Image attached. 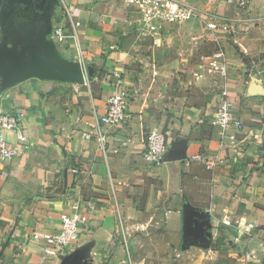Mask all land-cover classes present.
Returning a JSON list of instances; mask_svg holds the SVG:
<instances>
[{"label":"crops","instance_id":"obj_1","mask_svg":"<svg viewBox=\"0 0 264 264\" xmlns=\"http://www.w3.org/2000/svg\"><path fill=\"white\" fill-rule=\"evenodd\" d=\"M62 1L71 17L62 11L69 25L59 26L65 37L57 40L41 14L58 2L62 9ZM188 2L196 15L163 23L153 45L139 36L137 15L123 0H0V109L23 111L20 130L27 137L21 142L5 132L20 151L0 159V264H39L41 234L58 231L75 205L86 222L45 264H141L131 261L127 242L121 245L118 226L121 218L157 209L189 226L190 242L200 228H234L241 240L235 264H264V0L246 8ZM213 12L231 18L236 30L207 28ZM215 51L223 53L226 72L195 78L202 57ZM80 53L94 69L91 77L80 70ZM37 62L38 75L13 78V66ZM116 75L131 95L125 120L105 129L104 152L82 137L89 131L84 121L93 108L104 111ZM222 88L240 127L213 123ZM151 130L167 142L159 167L143 157ZM195 154L205 159H191Z\"/></svg>","mask_w":264,"mask_h":264},{"label":"built area","instance_id":"obj_2","mask_svg":"<svg viewBox=\"0 0 264 264\" xmlns=\"http://www.w3.org/2000/svg\"><path fill=\"white\" fill-rule=\"evenodd\" d=\"M131 7L132 13L137 15L138 33L141 37H150L153 45H158L162 36L161 27L163 23L181 24L196 15V8L188 0H123ZM227 4L246 8L251 0H225ZM62 11L70 18L71 8L62 1ZM72 26H74L72 24ZM206 26L213 32L230 33L236 30L234 21L226 16L211 13L206 20ZM247 29V28H245ZM52 38L62 40L65 35L60 27L55 26L51 34ZM203 63L201 69L193 70L192 75L195 78H203L207 72L214 74L226 72V65L223 53L215 51L210 55L202 57ZM146 65L151 67L152 74H157L156 68L150 61L149 56H145ZM79 67L85 78H87V66L80 53ZM206 73V74H205ZM117 76V90L109 96L105 103L104 111L98 113L94 108L92 118L85 120V125L89 131L82 134L84 139H95L104 152H106V127L117 125L123 122L127 116L126 110L129 103L131 92L125 87L122 78ZM23 111L16 109L6 112L0 109V159L11 160L19 150V143L12 144L5 137L6 131L16 133V139L25 142L27 137L20 130V123L23 117ZM213 123H217L223 128L240 127L241 121L234 114L233 102L228 97L226 88H222L215 108ZM167 152V142L162 132L151 130L146 136L145 149L143 157L153 166L159 167L164 163ZM191 159H202L201 154L191 156ZM217 159L205 161L206 168H210ZM188 164V161L186 162ZM74 211L63 215L58 231L44 232L40 238L45 242L43 254L39 264H45L47 258L59 256L67 246L78 237L79 225L86 222V217L79 212L78 206H74ZM130 261V260H129Z\"/></svg>","mask_w":264,"mask_h":264},{"label":"rangeland","instance_id":"obj_3","mask_svg":"<svg viewBox=\"0 0 264 264\" xmlns=\"http://www.w3.org/2000/svg\"><path fill=\"white\" fill-rule=\"evenodd\" d=\"M56 4L46 9L51 14H44L45 11L41 10L42 26L44 25L45 29H52L55 26L65 28L69 25L60 3ZM139 214L127 221L121 218L122 225L118 226L117 233L118 238H121V245L124 241L127 242L133 263L235 264L237 260L234 253L239 251L241 240H236L238 235L233 231L234 228L228 230L217 225L200 228L196 232L201 236L195 234L197 241L190 242L184 230V227L189 226L186 224L182 226L179 219L173 215L163 217L158 209ZM183 219L184 222H188L185 217ZM116 255L120 261L121 257L125 258V253Z\"/></svg>","mask_w":264,"mask_h":264},{"label":"water","instance_id":"obj_4","mask_svg":"<svg viewBox=\"0 0 264 264\" xmlns=\"http://www.w3.org/2000/svg\"><path fill=\"white\" fill-rule=\"evenodd\" d=\"M41 8V6H39ZM38 63V62H37ZM39 63L36 64V66H13L12 69V76L16 80H22L26 78L27 76H35L39 73ZM94 69L92 67H89L87 69L88 75L91 77Z\"/></svg>","mask_w":264,"mask_h":264}]
</instances>
